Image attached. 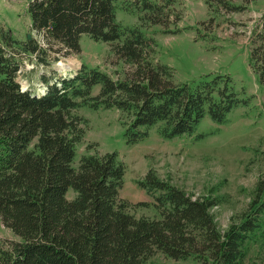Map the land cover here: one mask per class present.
<instances>
[{
  "label": "trees",
  "instance_id": "trees-1",
  "mask_svg": "<svg viewBox=\"0 0 264 264\" xmlns=\"http://www.w3.org/2000/svg\"><path fill=\"white\" fill-rule=\"evenodd\" d=\"M176 1L26 0L32 30L45 36L48 49L79 54L88 36L111 45L129 68L115 78L83 64L59 79L44 78L42 94L22 87L16 53L48 50L34 40L19 44L0 25V217L21 239L0 241V264H145L158 253L242 263L246 242L262 227L264 177L251 214L223 233L211 213L217 200L194 199L153 170L138 183L153 203L123 200L126 166L117 152L85 154L76 164L88 124L81 109L118 111L124 139L135 146L155 129L164 140L203 139V120L221 126L241 103L230 76L180 84L175 70L156 60L157 42L144 29L168 26ZM204 1L212 13H241L256 0ZM120 11L138 16L140 25L124 26ZM250 45V66L264 86V17ZM139 206L153 207L156 217L130 212Z\"/></svg>",
  "mask_w": 264,
  "mask_h": 264
},
{
  "label": "rangeland",
  "instance_id": "rangeland-1",
  "mask_svg": "<svg viewBox=\"0 0 264 264\" xmlns=\"http://www.w3.org/2000/svg\"><path fill=\"white\" fill-rule=\"evenodd\" d=\"M166 2L167 0H153ZM171 2L172 0H168ZM173 8L168 26L150 25L145 32L157 42L156 60L175 70L180 84L194 85L214 76H230L241 103L218 126L207 117L198 134L164 140L156 129L148 140L127 145L120 113L116 110L84 108L79 115L88 122L86 135L78 145V158L85 154L117 152L126 166L125 184L120 197L133 206L153 203L140 188L150 170L157 176L184 190L194 199L209 198L219 205L212 208L218 229L226 232L233 224L251 214L258 181L264 177V86L251 68V38L264 17V0H256L241 13H212L204 0H179ZM124 26L140 25L138 16L118 13ZM0 25L21 45L32 36L47 53L18 54L19 81L24 89L46 90L44 78L59 79L78 70L83 64L99 67L115 78L123 77L129 68L112 54L111 45L84 36L79 54L64 55L59 46L48 49L43 34L32 30L26 0H0ZM182 32L173 34L170 31ZM47 54V57H45ZM45 58L46 61L42 59ZM120 74V75H119ZM74 192L68 195L73 199ZM137 217H156L153 207H133ZM262 227L246 242L241 264H264V212ZM21 241L3 224L0 217V241ZM145 264H202L194 258L176 261L158 253Z\"/></svg>",
  "mask_w": 264,
  "mask_h": 264
},
{
  "label": "water",
  "instance_id": "water-1",
  "mask_svg": "<svg viewBox=\"0 0 264 264\" xmlns=\"http://www.w3.org/2000/svg\"><path fill=\"white\" fill-rule=\"evenodd\" d=\"M28 39H29V40H32V36H31V35H29Z\"/></svg>",
  "mask_w": 264,
  "mask_h": 264
}]
</instances>
